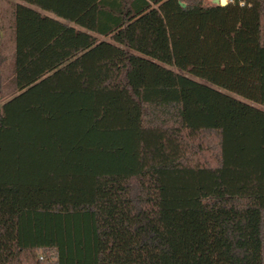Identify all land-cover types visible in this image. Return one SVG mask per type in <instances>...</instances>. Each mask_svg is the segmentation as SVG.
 Listing matches in <instances>:
<instances>
[{
    "label": "trees",
    "instance_id": "1",
    "mask_svg": "<svg viewBox=\"0 0 264 264\" xmlns=\"http://www.w3.org/2000/svg\"><path fill=\"white\" fill-rule=\"evenodd\" d=\"M8 1L0 264H264V0Z\"/></svg>",
    "mask_w": 264,
    "mask_h": 264
},
{
    "label": "rangeland",
    "instance_id": "2",
    "mask_svg": "<svg viewBox=\"0 0 264 264\" xmlns=\"http://www.w3.org/2000/svg\"><path fill=\"white\" fill-rule=\"evenodd\" d=\"M9 7L10 2L8 0H0V54L2 58H4V56L9 57L14 50L13 33L9 27ZM9 62L10 60L0 62V106L3 103L4 95L8 93V88L6 86L11 73ZM237 97L241 98L240 96Z\"/></svg>",
    "mask_w": 264,
    "mask_h": 264
},
{
    "label": "built area",
    "instance_id": "3",
    "mask_svg": "<svg viewBox=\"0 0 264 264\" xmlns=\"http://www.w3.org/2000/svg\"><path fill=\"white\" fill-rule=\"evenodd\" d=\"M214 2V0H212ZM249 0H219L220 5H227V4H238L239 6L247 5Z\"/></svg>",
    "mask_w": 264,
    "mask_h": 264
},
{
    "label": "water",
    "instance_id": "4",
    "mask_svg": "<svg viewBox=\"0 0 264 264\" xmlns=\"http://www.w3.org/2000/svg\"><path fill=\"white\" fill-rule=\"evenodd\" d=\"M214 3H217L218 4L219 3V0H214Z\"/></svg>",
    "mask_w": 264,
    "mask_h": 264
}]
</instances>
